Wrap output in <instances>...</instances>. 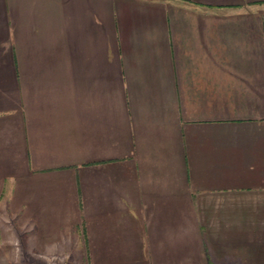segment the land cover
<instances>
[{
    "label": "crops",
    "instance_id": "obj_1",
    "mask_svg": "<svg viewBox=\"0 0 264 264\" xmlns=\"http://www.w3.org/2000/svg\"><path fill=\"white\" fill-rule=\"evenodd\" d=\"M0 264H264V0H0Z\"/></svg>",
    "mask_w": 264,
    "mask_h": 264
}]
</instances>
